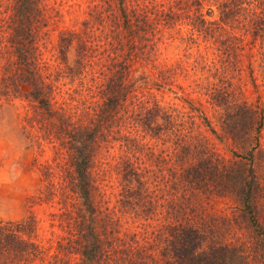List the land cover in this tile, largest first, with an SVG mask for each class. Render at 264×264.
I'll return each instance as SVG.
<instances>
[{"label": "rangeland", "instance_id": "374dc122", "mask_svg": "<svg viewBox=\"0 0 264 264\" xmlns=\"http://www.w3.org/2000/svg\"><path fill=\"white\" fill-rule=\"evenodd\" d=\"M19 1L0 0V127L9 136L26 137L28 146L21 153L6 142L0 143V150L16 156L24 168L23 176L15 183L0 184V201L6 206L0 221L17 222L29 214L35 215L36 241L45 246L50 244V254L55 252L57 241L74 227L71 216L82 207L78 194L64 189V196L56 195L50 200L39 195L47 184L64 188L60 184L71 185L73 181L71 155L56 138L60 118L73 125V131L95 129L96 133L90 152V172L96 185L91 198L98 216L89 226L100 230L106 240L100 245L102 254L95 264H121L127 247L149 246L171 221L170 213L176 211L185 210L192 221L200 217L210 220V224L216 225L217 241L229 242L244 235L230 196L191 190L186 180L181 179V163L190 161L189 151L179 150L175 157L171 138L157 137L143 130L140 123L135 124L140 108L155 102L196 114L187 102L193 98L202 102L203 113L219 132L216 119L221 110H214L207 102L206 95L210 94L204 95L206 90L198 92L195 88L198 83L213 92H221L223 88L231 96L230 101L259 108L260 144L264 149V53L261 52L264 41L253 38L251 33L236 31L240 46L235 51L231 48L219 51L200 26L202 17L208 20L219 17L217 4L225 0H28L31 6L28 29L20 43H27L35 67L51 85L52 113L48 114L10 88L8 75L15 68L13 37L17 34L12 30L15 28L12 15ZM135 6L143 10L134 9ZM125 13L139 26L130 27ZM127 27L134 32L132 35ZM66 30L77 33L80 40L74 38L61 59L58 41ZM16 37L20 38L18 34ZM130 38L137 51L128 50L132 45ZM117 39L130 42L125 44L124 51L116 53L110 42ZM142 52L148 53V59H143ZM116 54L120 59L130 54L127 63L132 69L123 80L128 87L115 108L105 112L107 118L99 117L106 83L104 73ZM226 55L234 56L233 65L232 57L230 64L223 63L221 56ZM53 114L56 117L50 118ZM195 122L194 135L201 134L199 137L207 140L209 148L230 159L232 152L202 123L203 119L198 116ZM122 159L149 169L147 179H143L146 182L139 185L141 190L133 197L121 193V174L117 172L121 168L117 163ZM6 163L0 160V168ZM259 200L264 218V191ZM59 257L61 264L80 262L77 253L60 251Z\"/></svg>", "mask_w": 264, "mask_h": 264}, {"label": "trees", "instance_id": "16d2710c", "mask_svg": "<svg viewBox=\"0 0 264 264\" xmlns=\"http://www.w3.org/2000/svg\"><path fill=\"white\" fill-rule=\"evenodd\" d=\"M136 8L143 10L135 6L134 9ZM217 9L219 17L210 20L202 17L200 26L203 27L205 37L212 41L219 51L224 49L225 52L230 48L235 51L240 46V41H236L238 39L236 31L251 33L253 38L260 37L264 41V0L250 2L225 0L217 4ZM30 11L28 0H21L15 4L12 15L15 28L12 27V30L21 39L16 37L17 34L13 37L15 39L13 44L16 46L13 62L15 68L8 78L12 83L10 87L12 91L41 107L48 114L52 113L51 85L35 67V58L27 49V43H20L28 29ZM208 11L212 12V9ZM125 20L130 27L139 26L138 22L135 20L134 24L126 13ZM130 27L127 29L131 33ZM222 37L226 38L223 40ZM74 38L80 40V36L75 32L67 30L61 32L58 41L61 59L65 58L64 50ZM127 42L130 41L126 40L123 43L121 39H117L116 42H110L113 52L124 51ZM133 45L135 43L132 42V45L128 46L129 51L136 50L137 47ZM142 54L143 59H148V53ZM231 57L233 65L234 56H221V60L225 65L230 64ZM129 60L130 54L126 59L124 57L120 59L116 54L111 58L110 64H107L104 73L106 78L104 100L99 106V117L107 118L105 112L111 111L112 107L115 108L127 90L128 86L123 80L132 69L127 63ZM195 88H198V92L206 90L203 94H210L206 95L207 102L214 110H217L215 108L221 110L216 119L219 132L203 113L202 102L193 98H188L187 102L191 111L197 112L196 114H186L155 102L150 107L140 108L136 114L138 117L135 124L140 123L143 130L153 132L152 134L157 137L164 136L167 140L171 138L175 145L173 146L175 157L179 150H188L190 161L186 160V164L181 163L183 167L181 179L186 180L191 190L206 195L230 196L238 211L236 221L245 234L229 242L217 241L216 225L210 224V220L200 217L192 221L187 217L185 210L182 213L176 211L173 215L169 212L171 221L163 226L161 232L153 239V243L146 247H127L124 249L121 264H264V218L259 202L264 191V149L260 144L262 119L258 116V112L261 113L260 109L230 101L231 96L223 88L220 89L221 92L217 90L213 92L211 89L201 88L198 83ZM198 116L203 119L202 123L217 135V139L227 145L232 152L230 159H225L212 147L209 148L207 140L199 137L201 134L194 135L195 120ZM55 117L53 114L50 118ZM58 119L59 131L56 138L66 146L71 155L73 181L71 185L60 184L64 188L47 184L39 191V195L41 199L50 200L56 195L64 196L65 190L69 189L72 194H78L82 198L81 205L84 209L78 208L74 216H71L74 227L57 241L53 254H50L52 249L50 244L45 246L36 241L38 222L35 215L29 214L17 222L0 221V264H33L37 261L38 264H61L60 251L77 253L79 264H95V259L102 254L100 245L106 239L102 237L100 230L89 226L92 220L96 222L98 216V208L91 198L96 185L90 172V152L92 142L95 140V129L85 132L73 131V125L66 120ZM117 165L121 168L117 171L121 174V193L133 197L137 190H141L139 185L146 182L143 179H147L149 169L135 166L126 159H122ZM199 220L202 222H198ZM225 224L226 226L228 224L226 218Z\"/></svg>", "mask_w": 264, "mask_h": 264}, {"label": "clouds", "instance_id": "9594fccd", "mask_svg": "<svg viewBox=\"0 0 264 264\" xmlns=\"http://www.w3.org/2000/svg\"><path fill=\"white\" fill-rule=\"evenodd\" d=\"M6 142L15 152H23L28 146L27 138H16L6 134V129L0 127V143ZM0 160H5L7 163L0 168V184H13L18 181L24 174V168L19 159L10 155L7 150H0ZM6 206L0 201V217L5 214Z\"/></svg>", "mask_w": 264, "mask_h": 264}]
</instances>
